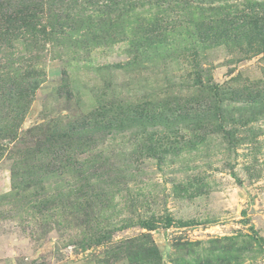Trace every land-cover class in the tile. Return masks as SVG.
I'll return each instance as SVG.
<instances>
[{
	"label": "rangeland",
	"instance_id": "rangeland-1",
	"mask_svg": "<svg viewBox=\"0 0 264 264\" xmlns=\"http://www.w3.org/2000/svg\"><path fill=\"white\" fill-rule=\"evenodd\" d=\"M0 76V264H264V0H0Z\"/></svg>",
	"mask_w": 264,
	"mask_h": 264
},
{
	"label": "trees",
	"instance_id": "trees-1",
	"mask_svg": "<svg viewBox=\"0 0 264 264\" xmlns=\"http://www.w3.org/2000/svg\"><path fill=\"white\" fill-rule=\"evenodd\" d=\"M3 37H5V36H3ZM7 38V37H6ZM5 79H3V76H0V81H4ZM6 84H10V82H9V79H6ZM1 93H4L3 91L1 92ZM6 97H4V96H2V97H0V100H4Z\"/></svg>",
	"mask_w": 264,
	"mask_h": 264
}]
</instances>
